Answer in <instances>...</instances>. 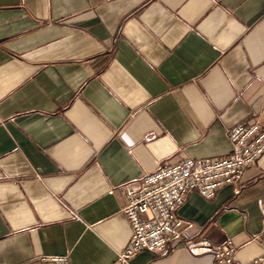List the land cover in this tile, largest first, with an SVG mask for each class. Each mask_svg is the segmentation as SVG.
Masks as SVG:
<instances>
[{
    "label": "crops",
    "instance_id": "0c3cea01",
    "mask_svg": "<svg viewBox=\"0 0 264 264\" xmlns=\"http://www.w3.org/2000/svg\"><path fill=\"white\" fill-rule=\"evenodd\" d=\"M256 116L264 0H0V264H112L126 186L170 155L226 157V127ZM245 170L188 193L190 236L128 264H211L230 237L264 258V153Z\"/></svg>",
    "mask_w": 264,
    "mask_h": 264
},
{
    "label": "built area",
    "instance_id": "2783aa9c",
    "mask_svg": "<svg viewBox=\"0 0 264 264\" xmlns=\"http://www.w3.org/2000/svg\"><path fill=\"white\" fill-rule=\"evenodd\" d=\"M231 143L226 157H177L162 160L153 172L145 173L137 186H126L125 217L130 223V236L125 248L112 264H128L137 252L162 253L190 236L185 222L178 216L188 193L195 191L212 199L217 190L231 184L237 192L245 169L264 153V124L259 117L226 127ZM72 216L76 214L70 210ZM211 264H260L263 257L241 263L235 258L232 238L208 245ZM40 264H69V254H41Z\"/></svg>",
    "mask_w": 264,
    "mask_h": 264
}]
</instances>
